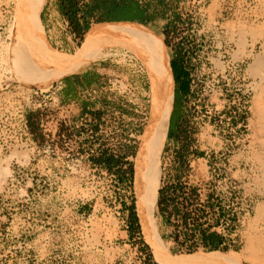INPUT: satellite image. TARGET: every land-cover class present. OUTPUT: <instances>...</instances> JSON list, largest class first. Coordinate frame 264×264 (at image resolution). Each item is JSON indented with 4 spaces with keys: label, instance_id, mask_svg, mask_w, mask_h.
Masks as SVG:
<instances>
[{
    "label": "rangeland",
    "instance_id": "374dc122",
    "mask_svg": "<svg viewBox=\"0 0 264 264\" xmlns=\"http://www.w3.org/2000/svg\"><path fill=\"white\" fill-rule=\"evenodd\" d=\"M51 1L35 30L53 52L76 55L86 40L71 36L61 19L55 30L47 27ZM140 5L169 21V34L161 23L144 26L163 40L170 61L178 46L185 50L191 75L181 110L174 84L170 121L178 136H167L160 158L159 234L175 257L264 264V0H134L116 14L143 17ZM18 19V1L0 0V264H159L140 222L130 223L134 158L151 111L141 56L101 46L75 72L103 63V94L89 90L69 109L56 96L67 76L30 79L5 59ZM93 102V114H82V104ZM104 153L120 159L119 168L94 162ZM205 230L225 238L221 249L206 253Z\"/></svg>",
    "mask_w": 264,
    "mask_h": 264
},
{
    "label": "bare ground",
    "instance_id": "6f19581e",
    "mask_svg": "<svg viewBox=\"0 0 264 264\" xmlns=\"http://www.w3.org/2000/svg\"><path fill=\"white\" fill-rule=\"evenodd\" d=\"M17 1L19 7L17 32L15 31L17 42L13 48L6 51L5 59L12 64L16 62L20 73L30 79L53 80L72 74L84 63L85 58L101 48L98 44L101 40L127 36L141 41L143 47L140 50L141 59L150 81L151 111L138 154L134 158V193L136 211L144 237L159 264H231L208 254L194 259L190 258L199 254L184 257L171 255L155 222L154 213L161 185L160 158L168 136L175 97V80L162 39L137 22L99 23L88 31L85 40L88 34L89 38L84 40L85 43L76 55H61L52 51L46 39L38 34L34 27L40 25L39 15L45 0Z\"/></svg>",
    "mask_w": 264,
    "mask_h": 264
},
{
    "label": "crops",
    "instance_id": "0c3cea01",
    "mask_svg": "<svg viewBox=\"0 0 264 264\" xmlns=\"http://www.w3.org/2000/svg\"><path fill=\"white\" fill-rule=\"evenodd\" d=\"M121 0H74L78 7V15L76 18V23L80 29H87L85 34L82 36L85 38L86 34L95 24L101 23H124L131 21H117V22H109L103 21L110 16H121L116 14L119 10H129L128 4L134 3V0H125L120 2ZM141 13L143 18L146 19V25H151L153 23L162 24V29L165 33H169L170 31V23L168 20L162 22L161 17L157 15H153L151 9L148 6L140 5ZM50 24L47 27L52 26L55 30L56 25L59 24V20L67 25H71V31L69 32L71 36L76 37L79 36L77 32L74 30L71 22L66 16V12L68 11V5L63 0H52L50 4ZM142 17V16H141ZM41 21L44 22V20ZM89 38V35L87 39ZM86 39V40H87ZM102 66V67H101ZM105 65L103 63H92L91 66L85 68L79 72H73L71 75L65 77L59 84L56 86V96L60 99L63 105L72 109L75 106H79L81 104V94L88 92L89 90H94L95 92L103 94V90H105V80L106 77L103 74H107L106 69L103 68ZM82 69V67H81ZM89 75H95V79L91 84V80L88 79ZM70 88H74V93L70 94ZM97 102L93 103H83L82 114H93L94 109H92V105H96ZM111 104V103H110ZM115 110V109H114ZM117 110V109H116ZM121 111V110H120ZM123 112V111H121ZM172 120L170 121L169 132L172 128Z\"/></svg>",
    "mask_w": 264,
    "mask_h": 264
},
{
    "label": "trees",
    "instance_id": "16d2710c",
    "mask_svg": "<svg viewBox=\"0 0 264 264\" xmlns=\"http://www.w3.org/2000/svg\"><path fill=\"white\" fill-rule=\"evenodd\" d=\"M68 5V11L66 12V16L68 17L69 21L71 22L74 30L77 34L82 37L87 29H80L76 23V18L78 15V7L74 0H63ZM103 21L109 22H117V21H131V22H139L143 25H146V19L140 16H110ZM138 23V24H139ZM169 34V33H167ZM89 35V34H88ZM88 37V36H87ZM185 50L178 46L175 50L174 57L172 60V69L174 74V79L177 86V96L174 105L175 110H181L183 108V103L187 96L190 93V71L187 68V63L185 59ZM36 113H30L27 115V122L29 129L32 132H36ZM179 119L183 118L181 115L178 117ZM172 125V124H171ZM178 136L176 127L172 125V128L169 132V138L173 139L174 137ZM94 162L106 168L109 171H113L115 168H119L121 165V160L115 158L113 155H109L104 153L102 157L94 159ZM120 174V172H119ZM124 179V174H120V180ZM165 192L161 189L159 191V199H158V206H162L163 202L165 201ZM126 208V205H125ZM132 212L130 223L133 227L139 226V221L137 215L134 213L135 208L131 207L129 209ZM176 214H181L180 211H176ZM189 220V215L184 216V223L187 226ZM171 238L176 242L177 245L180 244L179 236L175 233H172ZM201 243L205 247V249L209 251H216L222 248L225 243V238L217 232H210V230L201 231ZM178 249V248H177ZM193 250V249H192Z\"/></svg>",
    "mask_w": 264,
    "mask_h": 264
},
{
    "label": "water",
    "instance_id": "95a60500",
    "mask_svg": "<svg viewBox=\"0 0 264 264\" xmlns=\"http://www.w3.org/2000/svg\"><path fill=\"white\" fill-rule=\"evenodd\" d=\"M128 23H134V22H128ZM84 40H85V38H84ZM98 44L101 45V46H105V45L106 46L107 45H119V46H123V47H126V48H128L130 50H133V51L137 52L138 55L141 56V51L140 50H142V49H140L137 46L135 47V43L131 42L128 39H125L124 37H113V38H109V39H104V40L99 41ZM82 45H83V43H82ZM170 63H171V61H170ZM171 68H172V66H171ZM172 73H173V71H172ZM173 76H174V74H173ZM137 217H138V215H137ZM210 252H214V251H209V252H206V253H210Z\"/></svg>",
    "mask_w": 264,
    "mask_h": 264
},
{
    "label": "flooded vegetation",
    "instance_id": "af4514ba",
    "mask_svg": "<svg viewBox=\"0 0 264 264\" xmlns=\"http://www.w3.org/2000/svg\"><path fill=\"white\" fill-rule=\"evenodd\" d=\"M138 23H139V22H138ZM138 23H137V24H138ZM140 25H141V24H140ZM154 34H155V33H154ZM155 35H156V34H155ZM159 38H160V37H159ZM162 41H163V40H162ZM169 58H170V56H169ZM170 64H171V66H172V61H171V63H170ZM172 71H173V69H172ZM174 98H175V97H174Z\"/></svg>",
    "mask_w": 264,
    "mask_h": 264
}]
</instances>
